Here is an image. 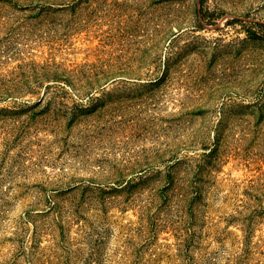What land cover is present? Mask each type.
I'll return each mask as SVG.
<instances>
[{
    "label": "rangeland",
    "instance_id": "374dc122",
    "mask_svg": "<svg viewBox=\"0 0 264 264\" xmlns=\"http://www.w3.org/2000/svg\"><path fill=\"white\" fill-rule=\"evenodd\" d=\"M0 264H264V0H0Z\"/></svg>",
    "mask_w": 264,
    "mask_h": 264
},
{
    "label": "trees",
    "instance_id": "16d2710c",
    "mask_svg": "<svg viewBox=\"0 0 264 264\" xmlns=\"http://www.w3.org/2000/svg\"><path fill=\"white\" fill-rule=\"evenodd\" d=\"M193 199L196 200V196H195V198H193V196H192V198L190 199V201L193 202Z\"/></svg>",
    "mask_w": 264,
    "mask_h": 264
}]
</instances>
